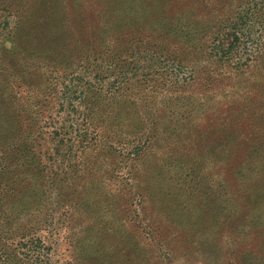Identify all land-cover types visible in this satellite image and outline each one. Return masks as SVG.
Instances as JSON below:
<instances>
[{
	"label": "rangeland",
	"instance_id": "rangeland-1",
	"mask_svg": "<svg viewBox=\"0 0 264 264\" xmlns=\"http://www.w3.org/2000/svg\"><path fill=\"white\" fill-rule=\"evenodd\" d=\"M88 1L109 6V12L131 0H0V264H149L153 259L155 264H232L264 216L237 227L233 213L218 220L210 218L212 208L208 213L196 209L203 220L184 254L174 245L167 255L172 250L167 241L162 256L151 259L148 253L140 262L132 252L143 229L159 239L153 227H146L158 215L155 205L184 211L199 199L197 191L184 194L169 177L179 174V182L191 179L199 188L203 178L225 177L228 158L249 149L247 141L225 128L215 129L219 115L212 111L195 112L189 122L174 125L169 109H177L179 97L206 94V82L198 81L205 84L200 86L196 79L215 69H223L234 87L225 81L226 91L217 100L245 92L234 81L250 84L247 73L236 78L230 68L254 72L253 65L264 66V0H222L225 10L219 17L214 6L219 0L196 6L202 20L214 6L212 28L202 44L225 20L239 30L227 59L214 57L216 50L199 54L190 48L196 33L191 27H151L161 39L184 47L174 59L179 66L156 55L149 36L136 40L129 33L120 43L116 33L109 38L85 34ZM108 12L104 16L117 30L121 15ZM227 32L219 31V39ZM170 33L176 37L169 38ZM223 39V46L231 40ZM158 45V54H170L163 42ZM167 192L169 200L163 198ZM230 202L238 203L233 197ZM242 210L236 209L249 221L253 215ZM190 221L182 226L189 230ZM130 227L128 238L122 231ZM249 263L248 256L239 262Z\"/></svg>",
	"mask_w": 264,
	"mask_h": 264
},
{
	"label": "trees",
	"instance_id": "trees-1",
	"mask_svg": "<svg viewBox=\"0 0 264 264\" xmlns=\"http://www.w3.org/2000/svg\"><path fill=\"white\" fill-rule=\"evenodd\" d=\"M148 1L149 0H139L140 5L136 1L133 2V0L130 1L131 4L123 2L122 7L119 9L113 8V10L109 12L107 11L109 6H103L93 1H88L89 5L87 13H91V19H89L90 21L87 23V26H84V28L87 29L85 34H90L93 37H99L98 34L100 33L103 34L101 35L102 37L109 38L108 35L116 33L118 37H116L115 40H119L121 38L119 41L120 43L127 40L123 37H130V35H127L129 33L133 34L132 38H135L136 40L141 39L143 36H149L153 43V48L157 50L154 53L162 56L167 61H170L173 66H179L180 62H176L177 64H175L174 59L175 57H179L178 55L180 52H184L185 49L176 41L168 38L161 39L159 37L161 34H157L155 32L156 29H151V27L155 26V24H159V27H169V29L176 31L182 28L187 30L190 27L194 29L196 32L195 38L190 48L195 49L199 54L204 49H209V54L214 53V50H216L217 52L213 55L214 57L216 56L221 58L222 56L221 59H227L229 51L234 49V46L238 41L237 33H239V30L237 27H227L228 20H225L224 25L221 24V27H218V29L212 32L210 35L212 40L210 39L209 41H205L203 44L201 43L203 35L208 33L212 28V26L209 27V25L212 24V20L215 18L214 14H211L214 6L219 8V10H217L218 14L216 17H219L224 13L223 10H225V8L223 5L225 3L222 0H219L212 8L209 9L210 14L206 15L208 17L206 20H202V14L197 16L196 6L200 5L201 0H150V2L145 5ZM206 1L205 4L201 5L202 8H206V4L213 0ZM189 4H195L196 8L189 6ZM105 11L110 14V17L114 13L121 15L117 20V30H114L109 26L108 21L110 18H105ZM130 17H133V19ZM224 29H227L228 32L222 33L219 39L218 36L220 33L218 32ZM84 31L85 30H82L83 33ZM146 32H152L156 35L150 36L138 34H145ZM229 33L232 34L230 35ZM175 35L176 34L170 33L169 38L171 37L173 39L176 37ZM199 35H201L200 38H196ZM226 35L229 36L231 40L223 46L222 44L225 41L223 36ZM161 42H163L170 50V54L165 53L166 57L164 54H158L159 51L162 50L158 45ZM142 43L143 42L140 44ZM145 44L150 46L148 42H145ZM218 52H221V54ZM184 54L185 53H183V55ZM106 55L107 52L101 56L106 58ZM108 58L109 57H107V59ZM165 63L167 64V62ZM252 67H255L254 72H246L247 67L242 68L231 66L230 68L231 74L234 73L236 78H238L240 74L245 75L247 73L246 77L251 80L250 84L248 82L239 84L238 81H234L235 84L239 86V89L242 88V90H245V92H242L237 98L235 97L230 100H221V98H219V100H217L218 97L223 96V93L226 91V85L232 87V85L229 84L232 82L229 77H225L223 69H215L213 70L214 72L212 71L208 76L203 78L198 77L196 79L197 82L200 80H204V82H206V85L198 82L200 86H206L205 89L208 91L206 94L200 93L195 98L179 97L177 101H175L176 103L174 105L177 109L170 107L169 113L171 116L169 121L172 122V120H174V122H172L174 125H177V123H180L181 125L183 120L189 122L191 120V115L195 112L211 113L212 111L214 114L219 115L217 118L218 121L215 123V129L221 132L225 128L227 131L231 132L232 137L236 136L237 139L241 138L243 141H247L248 146L246 148L249 149L239 154L233 153L228 158L231 160V165L226 171L227 173L225 174V177L223 173V178H220V174L210 176L209 178H203L202 184H200L199 188H196L198 187V184L191 179L187 182V184L179 182L181 175L178 173L179 178L174 175L169 177L172 178L175 185H179V188L183 190L184 194H187L190 190L192 192L197 191L196 199L197 197L199 199L195 200V202L192 200L190 208H187L184 211L174 210L172 212L169 208H166L161 204L155 205V208L159 211H157L158 215L152 219L151 226L149 227L146 225V227L149 228V230L153 227L151 231L154 235L158 233L157 236L160 240L151 235L149 237L146 236L147 234L143 229V234L138 238V241L135 242V246L133 248L134 252H132L133 255H136L139 258L140 262L146 258V254L148 253L151 254V259L153 258L152 255H164L163 253L165 252L162 249L164 248L163 245L166 241L171 242L172 244V250H169L166 253L167 255L172 253L174 245L184 254V249L187 248L188 250V248L191 247L193 243L191 240L194 239L196 233L199 232L198 228H196L197 222L203 220L199 214H196V209H199L200 212L208 213L210 208H212L210 218L213 219V217H216L218 220L228 218L226 216L233 213L230 217L237 219L236 222H233V224L237 227L245 226L246 224L249 225L255 219L260 220L259 218H263L264 102L262 101L264 100V66L256 67V65H253ZM223 77L227 78V80ZM225 81H228L226 85H224ZM251 83H253V85H251ZM194 84H196L195 81ZM252 93L257 94L258 96H254ZM255 97H259V102H257L258 98L256 100ZM221 102L222 104L220 105L219 103ZM224 106L225 111L223 109ZM222 109L224 113H221ZM208 115V117H210V114ZM222 116L223 118H221ZM228 119L231 120V124H225V121ZM191 171L192 170L189 168L185 176H188ZM191 186L193 189H190ZM169 196H171V193L167 192L163 198L165 200H169L167 199ZM232 197L234 202L238 201L237 205L230 202ZM191 198L192 197L190 196V199ZM237 208L243 209L242 212H245L246 215L253 216H251L248 221L246 218L244 219V214L236 211ZM170 219H173V221ZM177 219L181 220L177 222ZM186 219H191L188 224L189 230L187 227L182 226ZM146 224L150 223L147 221ZM257 227L260 228H258L255 232L250 231L249 234H247L249 235V240L251 242H247L243 251L233 257L232 264H239L240 259L244 256L250 257V262L253 264H264V224L259 221L257 223ZM130 229L131 227L122 231L126 236H128V238H130L133 233ZM206 229L207 225H205L200 231H205ZM190 230L194 231L191 236L188 235ZM207 233L210 234L212 232ZM165 234H167V236H165ZM204 239L205 238H203V241ZM197 241H199L197 242V245H200V243L202 244V239ZM160 243L162 244L160 245ZM250 244H252L253 247ZM139 245H141L142 248H137ZM155 262L157 261L154 259L153 261L149 260V264H155Z\"/></svg>",
	"mask_w": 264,
	"mask_h": 264
}]
</instances>
